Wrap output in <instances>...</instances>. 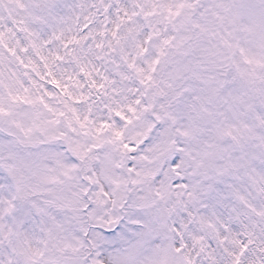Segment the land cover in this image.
Returning <instances> with one entry per match:
<instances>
[{"label": "snow or ice", "instance_id": "obj_1", "mask_svg": "<svg viewBox=\"0 0 264 264\" xmlns=\"http://www.w3.org/2000/svg\"><path fill=\"white\" fill-rule=\"evenodd\" d=\"M0 264H264V0H0Z\"/></svg>", "mask_w": 264, "mask_h": 264}]
</instances>
